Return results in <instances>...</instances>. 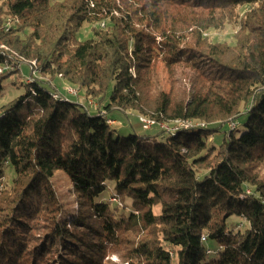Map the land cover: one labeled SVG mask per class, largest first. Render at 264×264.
I'll return each mask as SVG.
<instances>
[{
    "label": "trees",
    "instance_id": "16d2710c",
    "mask_svg": "<svg viewBox=\"0 0 264 264\" xmlns=\"http://www.w3.org/2000/svg\"><path fill=\"white\" fill-rule=\"evenodd\" d=\"M227 27L232 44L209 38ZM0 46V67L35 61L97 100L32 79L0 107V264H264V0H0ZM176 121L206 125L159 127ZM57 171L75 195L64 219Z\"/></svg>",
    "mask_w": 264,
    "mask_h": 264
},
{
    "label": "rangeland",
    "instance_id": "374dc122",
    "mask_svg": "<svg viewBox=\"0 0 264 264\" xmlns=\"http://www.w3.org/2000/svg\"><path fill=\"white\" fill-rule=\"evenodd\" d=\"M14 19H11L9 16H6L2 19V26L5 28V31L8 32L10 28H15L18 24V22ZM234 35L233 29L231 27H227L223 32L219 33H209V38H211L213 41L216 42H225L228 44L233 43L232 36ZM23 36V35H22ZM93 38V34L91 32V26L84 24L82 29L77 34V40L79 42H83L89 39ZM0 51L2 52H9L7 47L0 46ZM36 62L34 61L32 64V69L30 70V67L23 65L20 68L16 69L12 65H5L0 67V75L6 76V79L3 80L2 86L3 91L0 94V107L9 103L10 101L14 100L15 98L19 97L24 93V85L27 82H31L32 79L35 80H43L48 85L54 86L58 92H61L63 95H68L71 97V99H77L78 102H80L84 106H90L92 109L97 106V100L93 98H87L85 99L83 97V93L79 92L78 89L62 80L60 76H57L55 78L50 77L49 75H43L40 73H37V67L35 66ZM152 83L154 86V89L156 92H168L169 90V80L166 73V70L162 64H158L155 71L152 74ZM70 90L73 91L74 94L70 93ZM71 94V95H69ZM58 99V98H57ZM113 116H115L116 122H118V125H114L115 128L122 130L120 133L124 137H126L129 133L128 130H124L126 128H129L128 125H122L121 122L126 123L122 120V115L119 113H115ZM130 122H135L136 118L134 116H129ZM245 121V117H243L240 120V124L238 128L236 129V135H239L243 132V122ZM190 122V121H189ZM191 123H194L196 125L202 126L206 125L203 122L200 121H191ZM163 127L171 128L172 126H166L163 124H160ZM159 125V127H160ZM161 128V127H160ZM163 129V128H162ZM212 140V138L210 139ZM90 170V173L93 174V169L91 167H88ZM262 172H264V169H262ZM52 187L54 191L56 192V196L58 198V202L61 206L62 212H61V219H64L68 217L70 214H72L73 210L76 209L75 204V195L72 192V185L70 184L69 179L60 171H57L54 173L52 179H51ZM112 186V185H111ZM109 195H107L108 197ZM109 202L112 204H118V198L117 199H109ZM116 202V203H115ZM159 208L154 209V212L157 213ZM230 222L232 223V226L235 228H242L243 225H241V222L237 221L236 218H233ZM36 222L30 223L28 225V230L30 234L34 233L35 238L38 234V225ZM242 226V227H241ZM32 260L35 261V258ZM105 261L107 264H121V261L118 259L117 255H109L105 258ZM104 262V261H103Z\"/></svg>",
    "mask_w": 264,
    "mask_h": 264
},
{
    "label": "bare ground",
    "instance_id": "6f19581e",
    "mask_svg": "<svg viewBox=\"0 0 264 264\" xmlns=\"http://www.w3.org/2000/svg\"><path fill=\"white\" fill-rule=\"evenodd\" d=\"M103 27V25H101ZM70 93L74 94L72 90H70ZM71 95V94H69ZM53 98L54 99H57V98H63L61 97L59 94H54L53 95ZM139 121H144L145 125L146 126H154L155 125V122L151 119H148V118H144V117H139L138 118ZM108 123L110 125L114 124V121L113 120H110L108 121ZM190 125H196L194 123H191V121H186V122H181V121H176L175 124L171 127V128H167V127H163L162 125H160L161 128L165 129V130H168L166 132L170 133L171 135H175V133L179 130V129H188V128H194V127H204L205 125H202V126H194V127H191Z\"/></svg>",
    "mask_w": 264,
    "mask_h": 264
},
{
    "label": "built area",
    "instance_id": "2783aa9c",
    "mask_svg": "<svg viewBox=\"0 0 264 264\" xmlns=\"http://www.w3.org/2000/svg\"><path fill=\"white\" fill-rule=\"evenodd\" d=\"M114 123H115V121H114ZM139 123L141 124V126H142V128L144 129V130H149L150 128H152V126H146L145 125V123H144V121H139ZM191 127H194V126H197V125H190ZM165 130V129H164ZM166 131H168V130H166Z\"/></svg>",
    "mask_w": 264,
    "mask_h": 264
}]
</instances>
